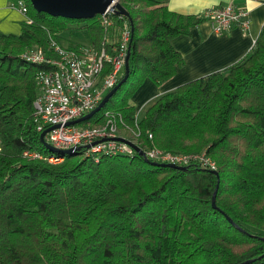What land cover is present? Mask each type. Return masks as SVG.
<instances>
[{"label":"trees","instance_id":"trees-1","mask_svg":"<svg viewBox=\"0 0 264 264\" xmlns=\"http://www.w3.org/2000/svg\"><path fill=\"white\" fill-rule=\"evenodd\" d=\"M25 2L31 23L20 36L0 33V264H264V25L244 59L161 96L138 120L132 97L176 75L185 61L172 41L206 20L172 12L169 0H121L130 18L113 15L106 29L100 16L56 18ZM125 24L129 76L86 124L110 112L149 147L206 151L219 176L198 164L155 166L136 150L96 161L42 143L34 101L45 67L21 55L47 49L69 25L109 49ZM27 151L65 160H28Z\"/></svg>","mask_w":264,"mask_h":264},{"label":"built area","instance_id":"built-area-1","mask_svg":"<svg viewBox=\"0 0 264 264\" xmlns=\"http://www.w3.org/2000/svg\"><path fill=\"white\" fill-rule=\"evenodd\" d=\"M118 2L121 3V0ZM13 7L26 16L27 23H31L25 0H19ZM113 15L116 13L112 9L100 15L99 20L104 28L113 27ZM203 18L212 25L215 34H223L234 28L247 32L251 27V12L234 4L209 9ZM130 38V28L125 24L119 43L109 49L97 50L92 44L68 48L52 39L47 49L38 47L21 55L27 63L45 67L35 76L38 94L34 101V122L38 132L42 134L53 127L45 136L46 142L59 151L74 150L84 159L95 158L99 161L103 156L135 154L130 145L133 144L141 149L145 159L152 162L181 167L198 164L213 172L217 171L216 162L206 151L189 156L149 147L146 140L142 139L140 131H136L130 138L121 136L120 124L123 120L110 112L105 114L103 121L98 125H88L87 121L70 124L94 111L118 84L124 75ZM107 65L110 71L103 75ZM117 138L126 141L120 142ZM152 139L153 136L149 134L148 141ZM23 156L28 160L44 161L54 166L62 164L65 160L55 154L45 155L29 151L24 152Z\"/></svg>","mask_w":264,"mask_h":264},{"label":"crops","instance_id":"crops-1","mask_svg":"<svg viewBox=\"0 0 264 264\" xmlns=\"http://www.w3.org/2000/svg\"><path fill=\"white\" fill-rule=\"evenodd\" d=\"M229 4L251 12V27L243 32L234 28L223 34H215L212 25L205 21L191 29L190 35H181L172 41L173 47L182 54L185 64L176 75L154 88L150 100L175 91L178 87L207 76L224 71L244 59L254 48L264 25V0L247 2L244 0H169V9L185 16L203 17L209 10ZM26 16L13 7L11 0H0V33L20 36ZM158 85V84H157ZM133 105V104H132Z\"/></svg>","mask_w":264,"mask_h":264},{"label":"water","instance_id":"water-1","mask_svg":"<svg viewBox=\"0 0 264 264\" xmlns=\"http://www.w3.org/2000/svg\"><path fill=\"white\" fill-rule=\"evenodd\" d=\"M33 8L39 13H45L52 17H60L70 20H87L93 19L97 16L104 15L109 9L115 11L116 15L123 16L126 18H130V13L121 5L118 0H30ZM130 51L128 52L127 59H126V66H125V76L122 81H120L101 101L99 106L92 111L90 114L84 116L83 118L71 122L70 124H78L83 123L85 121L90 120L93 118L97 113H99L102 108L108 103V101L114 96L117 90L122 86V84L127 80L129 76V58H130ZM53 129L49 128L44 131L40 135V139L44 146L51 150L52 152L58 153L61 152L63 154H70L75 155L76 152L74 150L68 151H59L53 147H51L45 140L46 134ZM117 141L125 142L126 140L122 138H117ZM130 144V143H129ZM134 150L138 152L140 156L144 157L143 152L141 149L133 144H130ZM146 160V159H145ZM148 161V160H147ZM152 165H160L158 163H151ZM169 166L171 168H178L180 170H184V167H179L173 164H163V166ZM216 176H219L218 172H214ZM216 195L217 191L213 197V207L217 208L216 204Z\"/></svg>","mask_w":264,"mask_h":264},{"label":"rangeland","instance_id":"rangeland-1","mask_svg":"<svg viewBox=\"0 0 264 264\" xmlns=\"http://www.w3.org/2000/svg\"><path fill=\"white\" fill-rule=\"evenodd\" d=\"M58 36H59L58 38L60 41V42L58 41V43L64 47H68V48L77 47L78 48L82 46L91 45V41L89 40V36L87 32L83 29L80 31L76 30L74 26L69 25L68 29L65 32L58 34ZM36 48L38 47H33L32 49H29V50H36ZM154 88H157V90H159L160 86L153 83L151 80H147L144 83V85L140 87V89L135 93V95L130 100V103L133 104V106H135L138 112V120L143 117L145 111L156 101V100H150L149 98V96L152 95ZM120 135L126 138H130V136L126 135L125 131L123 130L120 132ZM182 154L189 155V156L197 155V154H186V153H182ZM77 158L83 159L81 155H78Z\"/></svg>","mask_w":264,"mask_h":264}]
</instances>
